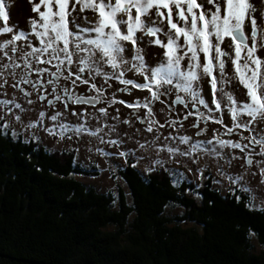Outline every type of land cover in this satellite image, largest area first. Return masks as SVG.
Wrapping results in <instances>:
<instances>
[{
	"label": "snow or ice",
	"instance_id": "1",
	"mask_svg": "<svg viewBox=\"0 0 264 264\" xmlns=\"http://www.w3.org/2000/svg\"><path fill=\"white\" fill-rule=\"evenodd\" d=\"M29 2L33 4L35 17L29 19V30H18L8 24L10 5L0 0V36H7L0 40V136L20 139L21 133L5 119L11 116L24 129L39 127L59 139H71L69 132L99 137L117 151H97L126 159L135 156L137 148L147 149L161 141L160 129L167 126L178 131L183 120L195 116L190 127L198 129L196 137L206 131L201 125L208 122L224 126L223 135L219 134L220 129H214L217 134L206 141L178 135L179 143L187 147L181 151L177 146H166L167 152L193 158L194 154L206 153L216 161L218 178H212V183L227 181L232 192L249 194L246 206L250 210L257 208V197L245 183L243 173L228 169L234 160H243L241 167L251 168L255 164L264 177L261 167L264 165V56L258 55L264 50V0L258 3L255 0ZM85 12H91L93 19L83 15ZM150 46L163 49L155 65L145 59L144 48ZM228 63L232 66L230 72L226 71ZM133 77H141L142 81ZM201 81L209 86L211 100L205 97ZM111 82L117 88L109 93ZM234 82L245 90L241 98L231 89ZM81 85L87 86L84 93L78 91ZM7 87L19 91L26 101L8 98ZM133 89L147 95L132 102L117 97V93L131 95ZM167 100L171 101L169 114L176 106L188 110L182 120L165 119L161 124L156 119L155 103L164 104ZM25 103H40L52 112L41 110L35 121H25L22 114L29 111ZM58 104L64 111L57 109ZM100 104L104 106L98 107ZM116 104L131 109L125 119H120L119 109L114 108ZM109 108L116 114L112 115ZM69 112L77 123L64 122L62 118L66 119ZM226 113L231 127L224 125ZM45 118L52 122L51 126L44 124ZM89 118L100 121V125L89 129L86 123ZM133 120L144 125L143 131L154 135L143 143L135 140L136 148L124 149L125 137L133 140L140 129L129 136L118 128L121 124L131 126ZM105 128L115 133V138L105 140L100 135ZM244 132L249 135L244 136ZM233 135L239 138H224ZM31 139L38 137L33 134ZM163 139L174 140L177 136L169 132ZM22 142L28 143L29 138ZM205 144L212 148H205ZM236 150L243 156L236 155ZM156 165L164 167L165 161L154 160L148 170L154 171ZM165 171L174 186L187 180L178 169L165 168ZM197 173L201 179L211 176L205 177L204 169L198 168ZM259 210L264 212V202ZM254 235L250 230L249 238Z\"/></svg>",
	"mask_w": 264,
	"mask_h": 264
},
{
	"label": "trees",
	"instance_id": "2",
	"mask_svg": "<svg viewBox=\"0 0 264 264\" xmlns=\"http://www.w3.org/2000/svg\"><path fill=\"white\" fill-rule=\"evenodd\" d=\"M22 140L0 136V264H264V212L248 193L212 178L177 187L131 160L119 172L129 195L99 194L74 177L93 165Z\"/></svg>",
	"mask_w": 264,
	"mask_h": 264
},
{
	"label": "rangeland",
	"instance_id": "3",
	"mask_svg": "<svg viewBox=\"0 0 264 264\" xmlns=\"http://www.w3.org/2000/svg\"><path fill=\"white\" fill-rule=\"evenodd\" d=\"M6 2L10 5L9 7V26H15L18 30H29L30 24L29 19L32 17H35V13L32 12L33 4L29 2V0H6ZM34 2L38 3L39 0H34ZM255 2L258 3V0H255ZM43 10V9H42ZM83 15L87 16L89 20L93 19V14L91 12H85ZM2 26V25H0ZM247 31V29H246ZM11 35V34H7ZM7 36H0V40L6 39ZM145 39H148L147 37ZM38 43V42H37ZM227 43V42H226ZM251 43V41H249ZM163 49H161L158 46H150L144 48V55L145 59L149 64L155 65L162 57ZM258 55L264 56V50L258 53ZM232 66L230 63L226 66V71H231ZM132 74H129L131 77ZM142 80V79H141ZM201 84L203 85L204 89V95L207 99L211 100V96L209 95V86L206 82L201 81ZM84 89L87 88V86H83ZM116 88L113 89V91ZM231 89L234 91L236 96L238 98H241V94L245 91L238 83L234 82L231 85ZM112 91H110L111 93ZM7 93L8 98L15 99L16 102H24L26 101V98L15 89L11 87H7ZM147 93L144 94V91H133V93L130 96H124L120 93L117 94V97L120 99H124L128 102H132L134 98H143L146 96ZM103 104L98 105V107H103ZM25 108L29 109L25 114H22V117L25 121L31 120L35 121V119L38 116V112L45 109L38 104L37 105H27L25 103ZM114 108L119 109V116L120 119H125L128 114L131 112V109H128L124 105L116 104L114 105ZM157 110L156 119H160L161 121H165V119H175L171 117L170 115H166L165 112H167V109L163 106L155 103L153 107L154 110ZM161 109L164 110V112L161 111ZM203 110V109H201ZM90 111H94L91 110ZM144 110L141 109V112ZM178 112L183 113V109H178ZM49 114H51V110H47ZM109 112L112 113V115H115V111L113 108H109ZM184 115V113H183ZM219 116V113L216 114ZM6 120H8L11 123V126L15 128V130L19 133H21V138H29L30 140H35L39 144H41L44 148H46L50 152L54 151H67V152H74L76 163L79 165H83L86 169H89L90 165H93L97 175L95 176H89V177H83V176H74L79 182H81L83 185L87 187L94 188L97 193L99 194H107V193H113L116 195L117 188L122 189L127 195H129V190L124 182V180L120 177V170H123L127 164L133 160L135 169L142 175H145L147 172H149L148 169L153 167V161L156 159L165 161L164 167H161L160 165H156L155 169L159 168H167V169H178L179 171H182L187 176L188 182H193L196 184H201L205 181V179H201L198 176L197 169H204V176L210 178H218L217 177V167H216V161L211 158L209 155H207L204 152H201L199 154H194L193 157H187V156H180L177 155H171L167 152L166 146H177L183 151L187 146L180 144L178 141V135H189L193 136L194 139L198 140H208L213 138L217 133L214 132V129H220V135H223L225 128L222 125L213 124L210 122L209 130H206L201 136L196 137L194 134L198 131L195 128H189L186 125H183L182 128L177 129H160V132L163 133V136H167L169 132L173 134V136H177V139H170V140H164L163 136L161 137V141L157 142L155 146H150L147 149H138L136 150L135 156H129L126 159L123 157H117V156H107L103 155L101 152L97 151V149H102L104 152H116L117 149L114 147L109 146L106 143L101 142L99 137H94L88 134H80L75 135L71 132L68 133L69 138L59 139L58 137H54L49 135L46 131L42 130L41 128H35V129H24L22 125L18 122H15L11 116H6ZM65 123H77L76 117H73L70 113L67 115L66 119L62 118ZM195 120V119H193ZM135 121V120H134ZM60 121H57L56 123H59ZM2 123V122H0ZM87 127L89 129H95L100 125V121H97L95 119L89 118L87 120ZM113 123H115L113 121ZM44 124L47 126H51L52 122L49 121L47 118L44 120ZM192 124V123H191ZM224 125H227L228 127L231 126V120L230 116L226 113L224 115ZM136 129H140V132L138 134L134 135L133 140H128L127 137H125V144L123 146L124 149L127 148H136L135 140L139 139L141 143L144 142V139L147 138L151 140L152 136L154 134L147 133L143 131L144 125L140 124L138 121H135V124L129 125H119L118 131L120 132H127L129 136H133ZM35 134L38 139H31V136ZM100 135L104 136L105 140L110 138H115V133H109V130L107 128L104 129V132ZM244 136L249 135V133L244 132ZM226 139H238L239 137L233 135L231 137H224ZM205 148H212V145L205 144ZM163 149V150H161ZM236 155L243 156V153H240L239 150H236ZM137 157H143L139 160H137ZM255 159H262L261 157H255ZM244 164L243 160H234L232 167L228 169L231 172H238L243 173L244 175V181L245 183L253 189V194L256 195L257 199L255 201L257 208L256 210H259V207L261 206L262 202H264V183H262V177L260 175L259 168H256V165L254 164L251 168L247 167H241ZM226 168H228L227 165H225ZM261 167H264L262 165ZM214 188L221 191L222 193H227L230 190V186L227 181L223 182L222 184H214ZM177 208H170L168 210V214L170 215H176L178 214Z\"/></svg>",
	"mask_w": 264,
	"mask_h": 264
},
{
	"label": "flooded vegetation",
	"instance_id": "4",
	"mask_svg": "<svg viewBox=\"0 0 264 264\" xmlns=\"http://www.w3.org/2000/svg\"><path fill=\"white\" fill-rule=\"evenodd\" d=\"M133 78H135L138 82H141L142 80V78L141 77H133ZM83 86H85V85H81L80 86V88L78 89V91L80 92V93H84V91H85V89L83 88ZM114 88H117V84L115 83V82H111V87L110 88H108V92L110 93V91H112L113 92V89ZM133 91H139L138 89H133L132 90V93H133ZM146 92H144V94H145ZM90 94V93H89ZM117 94H119V93H117ZM121 94V93H120ZM121 95H124V96H130V95H127V94H121ZM34 99H35V97H34ZM161 99H165V98H161ZM157 104H158V106L159 105H161V106H163L164 108H166L167 109V112H165L166 113V115H170L171 117H173V118H175V119H180V120H182L183 119V116L187 113V111L188 110H186V109H183V113H184V115H183V113H181V112H178L177 110L178 109H182V106H176V109H175V111L174 112H172L171 114H169V108H168V104L169 103H171V101L170 100H167L164 104H162V103H160V102H156ZM37 105V104H36ZM39 105H41L44 109H45V111H47V110H51V109H48V108H46L43 104H40V103H38V106ZM121 104H119V106H120ZM57 109L58 110H60V111H64V109L58 104L57 105ZM52 111V110H51ZM162 112H164V110L162 111ZM70 113V112H69ZM154 113L155 114H157V110H156V108H155V110H154ZM161 119V118H160ZM160 119H157V120H159L160 121V123L161 124H163L165 121H161ZM193 119H195V116H190L187 120H183V125H186L187 124V126L189 127V128H192V127H190V125H191V123H194L195 122V120H193ZM132 124H135V121L133 120V122H132ZM209 126H210V122H208L207 124H202L201 125V127H203V128H205L206 130H209ZM232 126V125H231ZM231 126H229V127H231ZM162 129H171V128H168L167 126L166 127H164V128H162ZM196 129V128H195ZM196 130H198V129H196ZM133 157V156H132ZM128 165V164H127ZM257 168V167H256ZM159 169H161V168H159ZM163 169H165V168H163ZM258 169V168H257ZM121 171V170H120Z\"/></svg>",
	"mask_w": 264,
	"mask_h": 264
}]
</instances>
